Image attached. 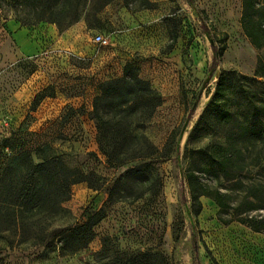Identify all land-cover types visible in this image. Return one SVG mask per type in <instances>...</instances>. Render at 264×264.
<instances>
[{
    "label": "rangeland",
    "instance_id": "1",
    "mask_svg": "<svg viewBox=\"0 0 264 264\" xmlns=\"http://www.w3.org/2000/svg\"><path fill=\"white\" fill-rule=\"evenodd\" d=\"M242 15L243 0H0V140L10 138L0 160L5 166L13 147L36 156L50 144L49 156L92 173L72 186L63 204L68 213L50 231L86 221L88 208L107 215L89 247L75 254L1 231L0 264H100L105 236L117 238L112 245L121 251H159L169 264H264V232L227 222L238 212L221 211L210 196L195 204L189 181L192 172L198 188L200 181L220 189L234 206L252 186L264 190V141H235L246 159L227 177L199 151L234 141L223 122L212 120L194 136L222 71L252 75L264 54L246 35ZM98 33L108 45L94 41ZM130 62L163 99L138 130L146 136L141 141L171 153L114 167L98 144L94 102L100 84L122 77ZM131 166L139 172L129 173ZM243 215L264 217V209Z\"/></svg>",
    "mask_w": 264,
    "mask_h": 264
},
{
    "label": "trees",
    "instance_id": "2",
    "mask_svg": "<svg viewBox=\"0 0 264 264\" xmlns=\"http://www.w3.org/2000/svg\"><path fill=\"white\" fill-rule=\"evenodd\" d=\"M243 29L250 42L259 50L264 49V0H243ZM224 44L219 54L223 55ZM162 96L150 82L141 76L140 68L128 63L122 77L100 84V94L94 102V117L98 121V144L111 166L117 167L129 161L142 159L164 161L171 150H153L141 141L147 122L162 103ZM212 120L223 122L230 143H212L199 151L203 157L220 165L224 175L230 177L234 162L245 160L244 148L235 141L251 139L264 141V54L260 53L252 75L237 69L223 70L213 98L202 114L194 136H198ZM10 138L0 140V146H8ZM133 143V146H129ZM130 147H132L130 149ZM50 144L32 150H15L4 166L0 160V232L7 231L19 237L21 242L33 241L34 245L54 247L62 255L75 254L89 247L96 237L95 228L106 218L105 209H87L86 221L72 222L52 229L55 222L68 213L64 203L72 197V186L90 181L92 173L82 168L69 167L60 157L49 156ZM261 165L260 161L252 164ZM264 171V161L262 163ZM129 173H138L136 166ZM197 176L189 174L195 204H201L203 195L212 197L221 211L234 210L236 218L255 232H264V217L243 215L259 208L264 209V190L252 186L242 203L234 206L231 196L220 189H209ZM113 191L110 190V198ZM140 197V196H137ZM252 197V198H251ZM117 238L105 236L97 255L103 256L100 264H169L165 256L153 249L121 251L112 242ZM9 242H14L10 240ZM111 245L114 247L111 250ZM112 251L111 255H107Z\"/></svg>",
    "mask_w": 264,
    "mask_h": 264
},
{
    "label": "built area",
    "instance_id": "3",
    "mask_svg": "<svg viewBox=\"0 0 264 264\" xmlns=\"http://www.w3.org/2000/svg\"><path fill=\"white\" fill-rule=\"evenodd\" d=\"M94 41L100 46H106L109 44V39L105 35L98 33L94 36Z\"/></svg>",
    "mask_w": 264,
    "mask_h": 264
},
{
    "label": "crops",
    "instance_id": "4",
    "mask_svg": "<svg viewBox=\"0 0 264 264\" xmlns=\"http://www.w3.org/2000/svg\"><path fill=\"white\" fill-rule=\"evenodd\" d=\"M26 34V32L24 33V35ZM35 49V47L34 46H32V47H30V48H27V49H25V52H32L33 50Z\"/></svg>",
    "mask_w": 264,
    "mask_h": 264
}]
</instances>
